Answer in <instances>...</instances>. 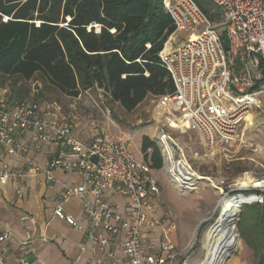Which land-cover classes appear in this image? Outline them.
Returning <instances> with one entry per match:
<instances>
[{
  "label": "built area",
  "instance_id": "2783aa9c",
  "mask_svg": "<svg viewBox=\"0 0 264 264\" xmlns=\"http://www.w3.org/2000/svg\"><path fill=\"white\" fill-rule=\"evenodd\" d=\"M210 1L222 12L227 49L217 25L193 0H162L175 31L164 42L158 59L174 90L158 98L155 110L165 127L179 132L192 130L206 154L214 155L237 141L247 114L260 109L264 99V0ZM177 33L185 34L178 44ZM9 93L7 86H0V147L8 154H21L25 150L17 139L26 134L60 146L48 165L47 178L52 179L53 170L74 171L80 174L81 184L61 193L53 216L75 227V218L64 212L62 204L71 198L81 201L92 228L101 227L105 234L90 237L92 246L101 252L91 264H172L186 252L175 251L165 236L159 246L144 239L153 226L151 215L158 207L159 186L148 164L135 159L127 142L111 141L101 133L88 140L77 139L71 124L56 121V103L37 97L13 102ZM156 143L163 154V143H169L174 154L181 155L179 163L192 171L170 135L160 130ZM168 175L183 192L198 189ZM8 176L3 165L0 183ZM260 182L259 192H249L254 196L253 204H264V181ZM108 192L123 198L122 211L106 201ZM9 239L7 232L0 235V264H4ZM25 249L23 242L13 264H29Z\"/></svg>",
  "mask_w": 264,
  "mask_h": 264
},
{
  "label": "trees",
  "instance_id": "16d2710c",
  "mask_svg": "<svg viewBox=\"0 0 264 264\" xmlns=\"http://www.w3.org/2000/svg\"><path fill=\"white\" fill-rule=\"evenodd\" d=\"M193 1L215 25L222 21L210 0ZM174 31L162 0H0V85L38 76L44 89L71 98L99 89L131 112L173 92L158 53ZM220 39L227 49L223 30ZM141 151L150 169L162 168L155 141L142 137ZM243 204L230 202L236 235Z\"/></svg>",
  "mask_w": 264,
  "mask_h": 264
},
{
  "label": "crops",
  "instance_id": "0c3cea01",
  "mask_svg": "<svg viewBox=\"0 0 264 264\" xmlns=\"http://www.w3.org/2000/svg\"><path fill=\"white\" fill-rule=\"evenodd\" d=\"M5 82L10 84L14 82L12 89H15L16 92L11 90L9 93L10 101L33 97L48 101L41 94L44 86H38L39 89H37V86H33L32 79L24 82L18 78L9 77L4 80ZM27 85H30V89L27 88ZM57 110L56 121L59 124H71L73 126L72 134L77 139L88 140L94 135L90 132L91 129L86 119L78 118L77 121L73 122L60 107H57ZM103 124L104 126L99 129L102 135L111 141L127 142L135 159L144 161L141 139L144 136L149 137L148 134H145L147 132L139 134L140 136L137 137L136 134H131L113 121L110 124L106 122ZM160 130L168 135H170L169 131H177L170 130L163 124V127L157 129L151 136L154 137L155 141ZM49 134L51 137L53 136L52 132ZM17 141L25 152L8 154L4 148L0 147V170L5 165L9 171L7 180L0 183V235L3 232L10 234V239L6 243L8 251L4 258V264H13L23 242L26 243L24 256L29 264H91L92 260L101 256V252L97 247L92 246L90 237L93 234L103 236L105 234L101 227L92 228L81 209V201L77 198H71L62 204L64 212L75 218V227H71L53 216L61 193L66 188L77 187L81 184L80 174L57 169L52 171V179L49 180L46 171L51 160L57 155L60 146L53 144V142L36 141L31 134L19 137ZM220 149L214 155L219 153ZM150 170L152 177L157 182L154 172L159 170ZM201 178L209 181L203 175ZM160 192L159 186L158 207L151 215L153 226L146 233L144 239L152 240L156 246H159L160 240L165 236L175 251L187 250L192 244L195 231L192 208L187 210L188 205L185 206L186 210H181L178 206L169 208L160 199ZM105 199L107 202L118 205L121 211L123 210L125 203L123 198L113 196L108 192L105 194ZM226 199L242 203L241 196L233 198L227 196ZM253 201L243 204L239 208V215L244 206L251 207L254 205L257 210L259 208H262L260 211L264 210V204H253ZM186 211L187 214L184 217ZM256 216L252 220H248L250 222L248 232L238 230L237 226V235L235 230L228 233L227 229L223 231V234L219 231L218 236L215 228L212 227L214 235L204 236V261L201 256L200 260L193 262L186 251L172 264H182L185 258L186 264H259V260L264 258V212ZM198 222L200 224L204 220ZM241 223L239 220L238 224ZM223 226H226V223ZM154 250V248L150 249L151 252Z\"/></svg>",
  "mask_w": 264,
  "mask_h": 264
},
{
  "label": "rangeland",
  "instance_id": "374dc122",
  "mask_svg": "<svg viewBox=\"0 0 264 264\" xmlns=\"http://www.w3.org/2000/svg\"><path fill=\"white\" fill-rule=\"evenodd\" d=\"M217 29L218 31L223 30L222 21L217 25ZM184 36V33H177L175 35L176 44L182 41ZM236 64L238 67L240 66L239 59H236ZM32 83L33 86H37V89H39L38 86H43L38 76L32 79ZM13 85L14 82L3 84V86L9 88L10 92L11 90L16 92L15 89H12ZM27 88L30 89V85H27ZM45 89L42 87L43 92L41 94L44 99L56 103L66 116H70L73 122L77 121L78 118L86 119L92 134L101 133L99 129L104 126V122L110 124L113 121V123H118L131 134H136L137 137L140 136L139 134L147 132L145 134H148L151 140L155 141L154 137L151 136L154 135L157 129H161L164 124L155 110L158 98L153 96L147 97L133 111L126 112L118 103L112 102L99 89L83 91L76 98L66 97L56 91ZM75 114H78V117ZM250 114L252 117L251 123L249 125L246 123L241 127L237 141L223 147V149L221 148L216 155L206 154L202 150L192 130L189 129L185 133L169 131L179 150L183 151L184 159L192 171L200 176L195 181L198 184L196 191L183 192L176 187L166 172L165 157L158 145L163 165L159 171L154 173L161 189L160 199L169 208L178 206L181 210H186L185 206L188 205L187 210L192 208L194 214V239L186 250V254L193 262L200 260L201 256L203 261L205 260V250L203 249L205 235L213 236L214 228L218 236L219 231L223 234L224 230L228 229V233L234 230L232 221L227 217L230 211V202H233V200L226 199V197L241 196L243 203H250L254 200V196L249 192L254 193L258 189L236 188L234 185L237 180L249 177L256 181H264V99L261 100L260 109L250 112ZM175 159L177 161L181 160L179 152L176 153ZM202 175L207 177L209 181L202 179ZM225 195L226 197H223ZM260 209L262 208L257 210L254 205L251 207L244 206L236 223V230L238 226V230L248 232L250 230L248 220H252L257 214L261 215L264 210L260 211ZM192 211L190 212L192 213ZM186 214L187 211L184 217H186ZM201 220H204V222L199 224L198 221ZM239 220H241V224H238ZM225 223L226 226H223Z\"/></svg>",
  "mask_w": 264,
  "mask_h": 264
},
{
  "label": "bare ground",
  "instance_id": "6f19581e",
  "mask_svg": "<svg viewBox=\"0 0 264 264\" xmlns=\"http://www.w3.org/2000/svg\"><path fill=\"white\" fill-rule=\"evenodd\" d=\"M251 119H252L251 114L250 113L247 114L245 118L246 120L245 122L247 123V125L251 123ZM181 132H185V131L182 130ZM162 148L164 150V157H165V161L167 165L166 166L167 174H172L176 176L178 181L185 182L186 184L193 183V185L198 186V184L195 183V181L197 180V178L199 179V175L195 174L193 171L187 170L185 167H183V165H181V163H179V161H177L174 158L175 154L170 144L163 143ZM262 185L263 183L260 182L259 180L256 181L252 178L244 177V178L238 179L234 186H236V188H239V189H247V188H259Z\"/></svg>",
  "mask_w": 264,
  "mask_h": 264
},
{
  "label": "water",
  "instance_id": "95a60500",
  "mask_svg": "<svg viewBox=\"0 0 264 264\" xmlns=\"http://www.w3.org/2000/svg\"><path fill=\"white\" fill-rule=\"evenodd\" d=\"M240 213H241V211H240ZM240 216V215H239ZM201 224V223H200Z\"/></svg>",
  "mask_w": 264,
  "mask_h": 264
}]
</instances>
